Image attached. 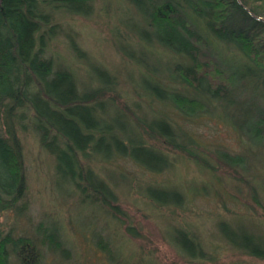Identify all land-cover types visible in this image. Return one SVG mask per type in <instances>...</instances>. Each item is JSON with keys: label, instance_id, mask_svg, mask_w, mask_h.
<instances>
[{"label": "rangeland", "instance_id": "374dc122", "mask_svg": "<svg viewBox=\"0 0 264 264\" xmlns=\"http://www.w3.org/2000/svg\"><path fill=\"white\" fill-rule=\"evenodd\" d=\"M90 2L85 14L61 12L53 19L47 53L67 64L83 87L97 84L94 67L107 71L116 91L106 95L113 93L124 111L126 103L132 121L154 114L167 119L191 154L144 133L146 144L168 158L162 170H148L128 157L92 160L91 167L115 197L101 203L59 179L54 158L36 133L21 131L26 207L1 214L0 236L30 238L39 264H264V254L232 246L220 230L223 223L246 230L260 239L264 252V136L253 140L242 131L249 119L240 108L264 106V88L250 82L253 90L244 96L234 87L239 105L210 102L172 74L173 53L151 42L139 44L138 14L128 0ZM222 52L215 56H235ZM147 81L166 83L200 106L186 113L170 100L151 98ZM158 188L172 202L155 201L150 194ZM178 229L199 243L201 255L189 256L177 246L172 236ZM48 232L57 233L64 251L50 249ZM6 264H20L10 247Z\"/></svg>", "mask_w": 264, "mask_h": 264}, {"label": "trees", "instance_id": "16d2710c", "mask_svg": "<svg viewBox=\"0 0 264 264\" xmlns=\"http://www.w3.org/2000/svg\"><path fill=\"white\" fill-rule=\"evenodd\" d=\"M128 1L138 14L139 44L151 42L173 53L172 74L210 102L241 103L233 89L247 96L254 87L250 82L264 88V0ZM90 7V0H0V216L26 207L21 131L36 133L53 156L59 179L101 203L115 197L91 167L92 160L128 157L148 170H162L168 158L146 144L144 133L191 154L177 141L167 119L154 114L146 121L138 116L132 121L127 104L125 111L116 104L115 81L107 71L94 67L97 84L83 87L67 64L47 53L56 26L53 19L61 12L85 14ZM226 50L235 56H223ZM145 87L151 98L170 100L186 113L200 106L196 98L178 95L166 83L147 81ZM108 91L113 93L106 95ZM244 106L240 108L249 124L238 128L253 140L263 137L264 106ZM150 195L159 203L172 202L160 188ZM174 195L181 199L179 192ZM220 230L232 246L263 256L261 241L252 233L227 223ZM172 237L189 256L202 254L185 230L178 229ZM45 239L50 249L65 250L57 233L48 232ZM9 247L20 264H39L35 243L10 234L0 236V264L7 263Z\"/></svg>", "mask_w": 264, "mask_h": 264}]
</instances>
